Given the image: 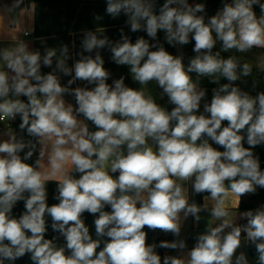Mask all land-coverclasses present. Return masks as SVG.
<instances>
[{"label":"clouds","instance_id":"obj_1","mask_svg":"<svg viewBox=\"0 0 264 264\" xmlns=\"http://www.w3.org/2000/svg\"><path fill=\"white\" fill-rule=\"evenodd\" d=\"M105 4L106 15L123 14L129 31L148 39L132 42L121 28L116 41L98 29L83 30L78 52L75 43L48 47L43 38L42 50L24 39L0 45V123L20 121L18 132L0 133V264L26 254L32 264H250L244 246L254 247L255 264H264V205L238 212L235 220L225 206L230 193L239 206L242 196L264 189L253 150L264 145V91H256L255 81V95L242 89L236 82L252 76V66L222 55L264 49V0H222L211 16L205 3L189 0ZM159 32L172 47L195 42L187 65L183 54L165 49ZM103 49L128 67L139 89L128 87L124 76L108 83ZM64 77L70 78L62 83ZM203 77L217 85L210 102ZM150 82L170 111L141 90ZM49 181L57 182L59 201L51 206ZM202 194L198 204L194 197ZM20 201L24 212L15 217ZM202 212L209 214L206 227L189 250L181 238L184 222L199 223ZM84 213L95 218V239ZM46 217L64 245L45 238ZM145 228L176 239L149 244ZM157 248L179 254L162 259Z\"/></svg>","mask_w":264,"mask_h":264},{"label":"trees","instance_id":"obj_2","mask_svg":"<svg viewBox=\"0 0 264 264\" xmlns=\"http://www.w3.org/2000/svg\"><path fill=\"white\" fill-rule=\"evenodd\" d=\"M27 4H34L35 6V31L34 35L38 39L43 38L47 39L48 47H58L60 44H68L71 48V45L75 43L76 48L74 51L78 52V39L82 36L83 30H89L95 28L99 31L103 32V35H106L108 38V34H111V38H115L116 40L120 39V29L123 27L125 34L129 35L131 40L135 39L138 36H142L143 32L131 33L129 28L126 27L125 21L127 19L126 16L121 14L120 17L113 19L112 17L105 14V0H25ZM164 0H158L159 4H162ZM190 3L193 2H203L206 4L207 15L211 16L216 13V11L222 7V0H189ZM257 14H259V8H255ZM100 16L102 19L97 20L96 17ZM95 25V26H93ZM194 41H191L188 45H184V63L187 65L189 58L193 57L195 53L193 52ZM41 44L37 41L35 43L36 48H40ZM219 49V44L217 45V49ZM104 51H108L107 49H103ZM171 54L176 52V47L170 46ZM263 52L264 49H253L248 53H237L234 50L230 53H222V55L227 58L228 55H234L241 62L249 63L253 68L252 76H249L250 80L248 82L237 81L236 83L244 90L252 92L255 95V92L252 91L253 83H256V91H264V70H261L257 65L253 64L255 62L254 54ZM71 64L72 61H69ZM106 66H109V62H105ZM50 69H44V71H49ZM121 76L125 77V84L128 87H132L135 89V85L133 83L132 77L129 74L128 70H123L122 66L116 65L115 75H111L108 83L111 84L112 80L119 79ZM70 77H64L62 79V83H65L67 79ZM196 79V77H193ZM206 77L200 78V86L207 89L206 99L210 102L212 97V89L217 87L216 84L209 83V80H206ZM221 83H227L225 79H221ZM81 86H83L84 82H77ZM76 85H73L75 87ZM150 94L152 97L157 100L162 106L163 103L159 100L158 94L155 91V87L153 82L149 84ZM203 103H201L200 111H203ZM167 107V106H166ZM170 111L172 107H167ZM19 118L16 121L10 123L9 129H14L17 132ZM226 124V122H225ZM90 129L92 128L91 124H89ZM214 148L217 150L223 151V148L216 145L214 142L209 141ZM245 146L248 145L245 143ZM36 156L28 161V163H34ZM261 169H264V166H261ZM79 174H77L78 178ZM57 182L49 181L47 184V192H48V200L47 203L49 206L52 204L58 203L59 201L55 200L53 197L56 194ZM203 195H197L195 199L199 203L203 198ZM264 205V189L259 188L257 192L250 196V203L241 202L239 206V210L247 211V210H255L257 207ZM106 211H111L110 207L105 208ZM24 212V203L23 201L18 202L13 208V216L19 217ZM83 219L85 221L86 226L89 227L90 235L95 239V226H94V217L89 213H84ZM46 223L48 226V231L45 234L46 239H52L53 237H57L55 240L56 243H60V236L58 233L54 232L51 229V218L46 217ZM246 223V222H245ZM147 232V243L159 244L161 241H172L176 239L170 233H164L160 230L151 231L145 228ZM103 247V243L101 244V248ZM99 250V249H98ZM157 252L163 256L165 254L173 255L175 250L171 249H161L157 248ZM248 254L250 257H255V249L254 247L248 246ZM29 254H26L23 258L15 261V264H25L26 259Z\"/></svg>","mask_w":264,"mask_h":264},{"label":"crops","instance_id":"obj_3","mask_svg":"<svg viewBox=\"0 0 264 264\" xmlns=\"http://www.w3.org/2000/svg\"><path fill=\"white\" fill-rule=\"evenodd\" d=\"M13 4V0H0V45H6L9 42H11L13 39H24L26 42L29 43V46L31 48H36L35 47V43L38 41L41 44V38L38 39L37 37H35L34 35V31H35V6L34 4H27L25 0H22V2L19 4L18 7H12ZM95 26V25H93ZM126 27L128 28V26L126 25ZM123 28V27H121ZM91 31H96L95 28L93 29H89ZM30 33V35L25 36V33ZM82 34V33H81ZM109 39L116 41L115 38H111V34H108ZM142 36H144L145 39H148L146 33H142ZM158 38L159 40L164 43V47L167 51H169V53L171 54L170 51V45H168L166 42H164V33L163 32H159L158 33ZM80 41H81V37L78 39V45H80ZM132 42H134V39H132ZM151 42V41H150ZM44 43L47 45L48 41L47 39H44ZM40 49L42 50V44L40 46ZM78 51H80V48L78 47ZM87 55V53H85ZM173 55H180L183 54L184 55V49L183 46H176V52L175 54L172 53ZM101 55L104 58L105 62H109V66L107 67L106 64H104V67L106 69H108L112 75H115L116 72V64L114 62L111 61L110 57H111V53L109 51H104L101 50ZM123 70H128L127 66H122ZM130 74V72H129ZM193 77H196V74L193 73L191 74ZM207 78V77H206ZM133 80V79H132ZM206 80H209V78H207ZM243 82H248L250 80L249 77H244L242 78ZM133 83L135 85V89H139L141 87V85L137 82H135L133 80ZM151 83V82H150ZM154 87H155V91L158 94L159 100L163 103V105L167 106V107H173L172 105H168L167 102V97H164L163 99L160 97V92L162 91L161 89H159L158 86H156L155 82H153ZM91 87V86H89ZM143 91L146 92L147 95H151L150 94V88H149V84L148 85H144L142 87ZM152 96V95H151ZM66 99L69 102L74 103V100L72 99V97H66ZM7 129H3L0 130V133L4 132ZM255 154H257L260 158L261 161V166H264V145L261 146H257L256 148L253 149ZM264 170V169H263ZM119 173H115L112 174L113 177L115 178L116 176H118ZM56 182V181H55ZM259 189V188H258ZM257 189V190H258ZM189 194H190V202H191V188L189 185ZM253 194H248L245 196H242L240 198V204L241 202H246V203H250V196ZM195 199V197H194ZM195 201L197 202V200L195 199ZM203 198L201 199V201L198 204H203ZM238 198L235 197L234 194H229V197L226 199L225 202V206L226 208L229 210V217L228 219L230 220H235L238 216V212H243L242 210H239V206H238ZM208 213L207 212H202L201 213V221L199 223L194 222V220L189 217V219L187 221L184 222L183 228H182V233H181V238L185 239L187 242V247L190 250L194 244H195V236L199 233H202L206 227V223H207V218H208ZM209 223H212L213 225L216 223H219V221H216L214 219L209 218L208 220ZM245 220H237V223L239 224H243L245 223ZM61 242L57 243L58 245H64L65 241L63 239V237H60ZM240 251H244L246 253V255L249 258L250 264H255V257H250L248 254V246H244L242 247V249H240ZM178 251L175 250L173 255H178ZM7 264V262H6ZM25 264H32L31 260H30V254L28 255L27 259H26V263Z\"/></svg>","mask_w":264,"mask_h":264},{"label":"rangeland","instance_id":"obj_4","mask_svg":"<svg viewBox=\"0 0 264 264\" xmlns=\"http://www.w3.org/2000/svg\"><path fill=\"white\" fill-rule=\"evenodd\" d=\"M254 58L255 62H253V64L257 65L261 69V65L264 64V53L259 52L258 54H254Z\"/></svg>","mask_w":264,"mask_h":264},{"label":"built area","instance_id":"obj_5","mask_svg":"<svg viewBox=\"0 0 264 264\" xmlns=\"http://www.w3.org/2000/svg\"><path fill=\"white\" fill-rule=\"evenodd\" d=\"M28 36V35H27ZM13 122V121H12ZM10 121H3L2 123H0V130H3V129H9L10 128Z\"/></svg>","mask_w":264,"mask_h":264}]
</instances>
